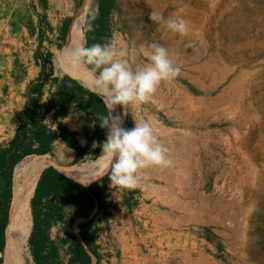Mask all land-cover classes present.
Listing matches in <instances>:
<instances>
[{
    "label": "rangeland",
    "instance_id": "1",
    "mask_svg": "<svg viewBox=\"0 0 264 264\" xmlns=\"http://www.w3.org/2000/svg\"><path fill=\"white\" fill-rule=\"evenodd\" d=\"M95 2L86 8L82 42ZM83 4L75 0L74 19ZM153 12L183 17L189 35L166 30L150 19ZM90 25L86 32L94 30ZM107 27L106 44L123 41L138 51L158 43L181 66L150 101V120L173 166L149 167L141 175L148 181L142 200L170 217V223L158 218L160 231L165 227V262L264 264V0H114ZM187 81L202 88L193 99ZM108 172L104 193L115 187ZM142 241L147 247L140 248V264H147L150 237ZM7 245L3 264H12L9 235ZM27 255L33 264L28 243ZM63 257L61 264H77Z\"/></svg>",
    "mask_w": 264,
    "mask_h": 264
},
{
    "label": "crops",
    "instance_id": "2",
    "mask_svg": "<svg viewBox=\"0 0 264 264\" xmlns=\"http://www.w3.org/2000/svg\"><path fill=\"white\" fill-rule=\"evenodd\" d=\"M74 10L75 0H0V151L19 154L12 146L16 138L23 149L36 151L15 164L9 181L11 199L16 165L30 156L47 157L50 163L35 178L28 216V236L32 232L34 240L46 239L43 254L56 255V263H61L77 246L87 254L89 264H140V248L147 247L142 238L150 237V264H168L165 227L160 231L158 218L170 223V217L161 216L157 205L142 200L148 186L145 178L141 176L139 187L128 195L116 186L104 193L108 160L88 184L70 176L97 160L102 150L93 144L103 142L107 133L99 125L100 117L107 115L105 101L66 69L61 77L55 64L67 43ZM84 33V41L95 44L92 32ZM84 72L92 79L90 72ZM61 85L66 89L59 92ZM126 111L123 126L131 128L136 119H150V102L142 110ZM26 112L33 118L25 117ZM163 133L166 137L165 129ZM42 135L48 137L46 149L37 152L43 149ZM59 177L71 184L74 194L70 197L57 196L50 186ZM107 194L114 199H104ZM170 210L174 216L179 212L178 207ZM8 235L9 225L6 243Z\"/></svg>",
    "mask_w": 264,
    "mask_h": 264
},
{
    "label": "clouds",
    "instance_id": "3",
    "mask_svg": "<svg viewBox=\"0 0 264 264\" xmlns=\"http://www.w3.org/2000/svg\"><path fill=\"white\" fill-rule=\"evenodd\" d=\"M150 19L183 38L189 35V22L181 16L165 18L153 12ZM86 30H91V25ZM202 39V37H201ZM55 64L62 77L65 68L92 74L93 88L105 101L107 115L100 117L99 125L107 129L106 138L97 145L103 158L109 162V181L121 190L136 189L140 185L141 171L149 167H171L173 160L169 148L161 141L152 121L140 118L134 126H123L121 115H113L117 105L126 109L142 110L151 101L159 86L179 76L178 65L168 48L158 43L134 48L115 42L78 46L60 50Z\"/></svg>",
    "mask_w": 264,
    "mask_h": 264
},
{
    "label": "bare ground",
    "instance_id": "4",
    "mask_svg": "<svg viewBox=\"0 0 264 264\" xmlns=\"http://www.w3.org/2000/svg\"><path fill=\"white\" fill-rule=\"evenodd\" d=\"M89 2L90 0H84V4L81 7L80 14L77 15V17L73 20L68 33L66 48L75 47L82 43V24H83L86 8ZM66 71L72 74L76 79H78L84 85L94 90L91 77L86 75L84 71H72L71 69L68 68H66ZM187 83L192 88L191 94H188L189 98L193 99L194 97H197L199 91L202 88L200 87L201 88L200 89L198 85L197 86L191 85L189 81H187ZM112 114L121 115L122 117H124L123 112L122 111L119 112V107L117 109H114ZM101 156H102V151L95 162H93L90 165L89 164L84 165V167L82 166L81 169L73 170L70 173V176L75 178L77 181H79L82 184H88L89 180L93 176L98 174L99 171L104 166V164L107 162V159ZM49 163L50 160L47 157L30 156L19 162L14 169L12 199L10 204L9 220H8L11 252L13 257L12 264H27L26 263L27 258L29 257L27 255V240H28V216H29V208H30V196L34 186L36 175L39 173V171L44 169ZM143 264H145V262ZM147 264H150V262Z\"/></svg>",
    "mask_w": 264,
    "mask_h": 264
},
{
    "label": "trees",
    "instance_id": "5",
    "mask_svg": "<svg viewBox=\"0 0 264 264\" xmlns=\"http://www.w3.org/2000/svg\"><path fill=\"white\" fill-rule=\"evenodd\" d=\"M96 13L93 14L92 5L89 10L85 20V24H93L95 26L94 30L92 31V39L95 43H103L106 41V34H107V25L109 20V14L114 6V0H96ZM93 14V15H92ZM70 84V82H69ZM65 86L61 85L59 88V92L65 90ZM25 117L33 118V115L30 112H26ZM41 133V132H40ZM38 135V134H37ZM48 141V137L42 135L39 137L40 146L43 147L42 150L37 151L41 152L46 149V143ZM13 148L20 150L18 153L10 154L9 150L0 151V254L3 256L9 255L8 245L5 240V232L7 230L8 225V217H9V208H10V200H11V191L9 189V181L12 176V171L15 164L20 160L23 155L26 154H33L36 151L23 149L24 144L18 142L17 138L13 142ZM58 178V175H57ZM70 183L62 178L56 179L51 181L50 186L53 187L55 194L58 195H66L70 197L73 193L72 189L70 188ZM78 189V187H77ZM91 186L89 187V190ZM105 186L103 187V190ZM97 199V195L95 196ZM102 198H98V201L101 202ZM32 232L30 233L27 243L30 250V255L34 264H61L56 263V255H45L43 254V249L46 245V239L41 238L39 240H34L32 237ZM8 242V240H7ZM33 243L34 246H33ZM6 244V247H5ZM5 248V251H4ZM4 252V253H3ZM73 261L77 264H89V257L87 254L76 246L74 252H72ZM3 256L0 257V264H2Z\"/></svg>",
    "mask_w": 264,
    "mask_h": 264
},
{
    "label": "water",
    "instance_id": "6",
    "mask_svg": "<svg viewBox=\"0 0 264 264\" xmlns=\"http://www.w3.org/2000/svg\"><path fill=\"white\" fill-rule=\"evenodd\" d=\"M2 264H3V261H2Z\"/></svg>",
    "mask_w": 264,
    "mask_h": 264
}]
</instances>
